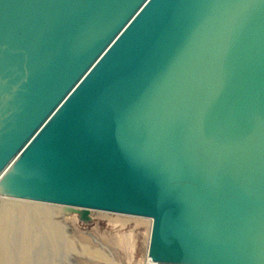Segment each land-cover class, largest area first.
Returning <instances> with one entry per match:
<instances>
[{"label": "water", "instance_id": "water-1", "mask_svg": "<svg viewBox=\"0 0 264 264\" xmlns=\"http://www.w3.org/2000/svg\"><path fill=\"white\" fill-rule=\"evenodd\" d=\"M0 202L138 219L141 264H264V0H0ZM52 255L0 264L79 263Z\"/></svg>", "mask_w": 264, "mask_h": 264}, {"label": "rangeland", "instance_id": "rangeland-1", "mask_svg": "<svg viewBox=\"0 0 264 264\" xmlns=\"http://www.w3.org/2000/svg\"><path fill=\"white\" fill-rule=\"evenodd\" d=\"M0 213L2 254L31 251L42 257L51 253L53 258L72 257L78 264H95L94 260L96 264H141L148 227L138 219L109 215L108 219L90 221L85 210L68 217L57 211L1 202ZM96 224L100 229L91 230L92 236L83 233Z\"/></svg>", "mask_w": 264, "mask_h": 264}]
</instances>
